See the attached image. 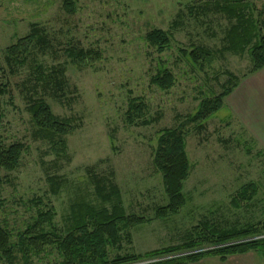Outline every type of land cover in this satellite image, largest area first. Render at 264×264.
Instances as JSON below:
<instances>
[{
    "label": "rangeland",
    "instance_id": "1",
    "mask_svg": "<svg viewBox=\"0 0 264 264\" xmlns=\"http://www.w3.org/2000/svg\"><path fill=\"white\" fill-rule=\"evenodd\" d=\"M72 1L73 12L66 8L68 0H2L0 6V77L7 85L0 142L23 146L17 168L0 170V222L13 240L39 211L50 209L54 227L66 231L75 203L101 208L98 185L107 192L118 188L127 215L153 219L156 208L168 203L163 176L154 165L161 134L194 114L201 100L220 94L230 75L239 84L220 111L203 129L187 126L191 173L184 184L185 207L175 216L131 230L132 244L124 240L121 251L110 250V258L183 244L198 237V226L229 231L262 223L264 149L246 124L264 106V81L257 75L264 68L251 73L248 54L264 35V0H241L249 5L246 18L252 14L258 24L256 39L244 53L224 51L238 19L216 9L214 0ZM218 1L223 6L228 0ZM35 28L44 43L34 42L27 55H19L26 62L10 66L7 49ZM153 30L170 35L165 51L158 52L146 40ZM197 48L210 51L211 60L194 64L183 53ZM81 51L89 56L79 61L75 56ZM164 70L173 75L167 89L153 83ZM251 85L258 86L257 96ZM136 99L146 114L129 124V105ZM35 100H43L57 118L74 127L64 137L65 151L36 132L31 111ZM239 107L253 115L242 119ZM248 183L257 184L258 192L241 198ZM249 253L226 262L208 257L188 264H264L259 252ZM15 257L24 264L20 253ZM61 261L56 250L33 258L34 264Z\"/></svg>",
    "mask_w": 264,
    "mask_h": 264
},
{
    "label": "trees",
    "instance_id": "2",
    "mask_svg": "<svg viewBox=\"0 0 264 264\" xmlns=\"http://www.w3.org/2000/svg\"><path fill=\"white\" fill-rule=\"evenodd\" d=\"M214 2L217 4L216 9L230 18L238 19L237 25H234L228 33L229 44L224 51L244 53L256 39L258 27L252 14L246 18L244 10L248 9L249 5L243 1L241 3V0H228L223 6L218 0ZM66 8L70 12L73 10L72 0L66 2ZM36 30L35 28L31 35L20 40L18 45L7 49V61L10 66L25 63V57L19 55H27L34 42L44 43V40L37 36L38 30ZM146 40L158 52H163L169 47L171 37L162 30H153L146 36ZM183 53L194 64L203 65L204 62L211 60V53L206 49L197 48L190 52L184 50ZM248 54L253 64L251 73L264 68V35L248 49ZM86 56L89 54L81 51L75 57L82 61ZM233 81L235 82L232 83ZM153 83L164 89L170 88L173 84V75L164 70L154 78ZM238 84L237 78L230 75L228 84L220 94L201 100L194 114L177 128L166 130L161 134L154 165L163 176L168 203L156 208L153 219L127 215L118 188L111 186L110 192H107L98 185V198L103 204L101 208L86 201L75 203L66 231L54 227L55 213L52 209L47 212L39 211L33 222L17 233V240H13L12 233L0 222V262L17 264L15 254L18 252L23 256L24 264H34V257L47 254L51 250L58 252L62 259L61 264H188L197 263L208 257H217L220 261L226 262L232 256L244 255L252 251L259 252L264 258V221L258 225L229 231L207 230V225H203L205 229H199L198 226L194 229L198 237L183 244L142 254H125L110 258V250L121 251L124 240L132 244L131 230L150 224L153 220H165L175 216L185 207L187 198L183 193L184 184L191 173V164L186 151L187 126L198 124V128L203 129L202 124L220 111L224 106L225 98ZM6 87L0 77V124L3 120L2 97L7 91ZM139 101L133 100L129 105L127 114L129 124H136L145 117L146 107ZM31 111L37 125L36 132L54 143L60 151H65L64 137L74 131L71 123L57 118L43 100H35ZM141 124H147V121L143 120ZM22 153L21 144L6 146L0 142V170L14 171L19 165ZM2 185L3 179L0 177V211L4 205L1 197ZM240 192V197L244 199L247 195L255 196L258 192L257 184L248 183Z\"/></svg>",
    "mask_w": 264,
    "mask_h": 264
},
{
    "label": "crops",
    "instance_id": "3",
    "mask_svg": "<svg viewBox=\"0 0 264 264\" xmlns=\"http://www.w3.org/2000/svg\"><path fill=\"white\" fill-rule=\"evenodd\" d=\"M258 77H260V80L264 81V69H262L261 71L258 72ZM253 78H256L257 80H259L257 77H253ZM264 84V83H263ZM243 86V85H242ZM258 86H252L251 85V89L252 91L250 90V92H252L251 94H253L254 96L256 94L255 92V89L257 88ZM246 87H241L240 91L243 89L245 90ZM238 93H235V98H233L234 100L237 99V95ZM245 94V93H244ZM259 95V94H258ZM260 96V95H259ZM264 101V100H263ZM236 109V108H235ZM238 109H240L241 111L239 112ZM238 109H236V111L238 112L239 116L242 118V119H245L244 117L248 116L249 114L251 115L253 111H244V109H242L241 107H239ZM263 111H261L260 113H256V115H253V120L251 122H248L247 125V128H248V131L251 133V135L253 137H255L258 141H259V144L261 146V149L263 148L264 149V106H263ZM247 123V122H246ZM250 254V253H248ZM244 255H247V254H244ZM242 255V256H244ZM200 262V261H199ZM198 263V262H197Z\"/></svg>",
    "mask_w": 264,
    "mask_h": 264
},
{
    "label": "built area",
    "instance_id": "4",
    "mask_svg": "<svg viewBox=\"0 0 264 264\" xmlns=\"http://www.w3.org/2000/svg\"><path fill=\"white\" fill-rule=\"evenodd\" d=\"M1 1H2V0H0V6H1Z\"/></svg>",
    "mask_w": 264,
    "mask_h": 264
}]
</instances>
